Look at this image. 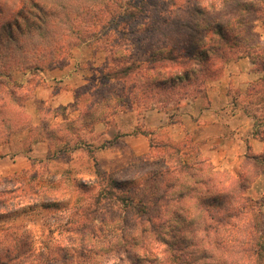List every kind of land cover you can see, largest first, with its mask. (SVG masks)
<instances>
[{"label": "rangeland", "instance_id": "1", "mask_svg": "<svg viewBox=\"0 0 264 264\" xmlns=\"http://www.w3.org/2000/svg\"><path fill=\"white\" fill-rule=\"evenodd\" d=\"M174 1L151 0L147 15L112 30L111 34L105 35L109 39L103 38L95 45H80V41L72 46L64 44L61 52L54 54L58 57L55 61L58 67L80 58L77 65L87 72L89 81L78 87L79 94L89 95L94 90L98 96L103 92H114L127 95L128 100L120 105L117 113L109 116V122H101L103 125L99 130H95V124V131L80 132L82 148L63 156L43 152L32 160L28 168L12 171L8 165L0 173V193H3L0 195V216L4 219L1 222L19 229L34 246V258L28 262L22 259V264H37L38 258L45 260L50 255V264H140L136 261L137 257L148 264H184L175 258L170 257V260L164 243L153 240V234L148 237L147 233L135 229L136 244L128 241L132 238L130 228L142 227L143 224L148 230H152V225H155L161 233L164 230V218L159 215L164 213L165 190L167 194L170 191L168 182L192 181L189 176L191 169L183 175V166L177 164V153L173 148H164V144L187 152L189 166L193 168L203 161L206 171L202 178L206 182L222 179L229 183L231 178L236 180L239 174H246L245 181L251 182L246 195L264 202V154L253 150H248L244 155L232 154L229 151L234 147V142L225 138L204 140L198 129L194 128L198 118L195 101L199 96L205 98L208 84L224 75L230 62L246 55L237 57L242 54L237 50L228 62L215 66L201 91L197 87V77L202 78L198 71L192 68L191 81L185 80L183 73L187 72L188 65L164 60L166 18L172 14L182 20H194L193 11L188 8L191 3L189 0H177V5L173 7L170 3ZM0 2L3 4V1ZM192 2L194 4L195 0ZM258 17L255 30L264 42V12H260ZM110 26L113 28L112 24ZM2 41L0 48L6 44ZM107 41L115 43V54H110L105 47L94 50L98 48L94 46L106 44ZM50 58L44 61L46 64L42 69L36 68L40 63L33 64L35 61L32 59L23 60L18 64L20 68L10 74L11 81L21 85L16 90L20 104L10 103L0 114V120L5 125L4 131L10 135L0 143L3 152L12 155L7 160L9 164L15 160L16 152L26 147L24 138H29V135L16 130V127L20 123L33 122L34 116L28 110L36 108V118L40 115L42 119L45 109L57 108L50 99H40L41 91H38L39 85L47 83V71L55 66L49 65ZM254 68L264 75L262 60H258ZM192 83L197 88H193ZM228 89V93L238 99L240 104L249 99L250 112L255 116L253 134L264 137V77L251 82L244 94L241 89L233 91L230 86ZM77 109L79 113L76 112L75 116L82 110L80 107ZM73 116L64 114L54 121L58 123ZM10 123L14 124V131L8 129ZM255 154L257 160L252 158ZM115 181L133 182L125 193H131L136 203H147L151 208L149 214L139 217L121 210L114 197L97 205L98 214L83 217L84 223L71 221L75 206L95 204V196L106 192V186L111 189V182ZM81 182L85 187L79 186ZM109 211L112 214L105 215ZM262 211L263 214L259 215L262 232L253 231L247 244L253 242L255 245V241H252L254 237L256 242L260 241V236L264 237V204ZM114 217L120 221L112 220ZM222 235L221 240L226 246L229 237ZM120 248L123 249L117 251ZM66 252L74 257H64ZM247 254L238 252L235 258H226V262L257 264L255 259L246 261ZM212 261L209 258L200 263Z\"/></svg>", "mask_w": 264, "mask_h": 264}, {"label": "trees", "instance_id": "2", "mask_svg": "<svg viewBox=\"0 0 264 264\" xmlns=\"http://www.w3.org/2000/svg\"><path fill=\"white\" fill-rule=\"evenodd\" d=\"M0 1H3V4L0 2V42H6L0 48V114L10 103L20 104L16 90L21 83L11 81L10 74L20 68L18 64L21 61L32 59L35 61L33 64L40 63L36 68L42 69L46 64L44 61L51 57L49 65L54 66L58 59L54 54H59L64 44L72 46L80 41V45H95L94 43L105 38V35L111 34L112 30L120 29V25L131 20H140L139 17L147 15V7L151 5V0ZM189 1L191 3L188 8L193 11V21L182 20L171 14L164 24V60L188 65L187 72L183 73L185 80L191 81L192 68L198 71L202 78L197 77V87L201 91L213 68L228 62L237 50L242 52L237 57L246 55L255 65L258 60H262L264 65V42L255 30L258 15L264 12V0H195L194 4L192 0ZM170 4L174 7L177 0ZM153 27L154 24L151 25V28ZM105 43L94 46L98 47L94 50L105 47L110 54H115V43ZM193 85L195 84H191L193 88H197ZM77 95L80 100L76 101L74 107H80L82 110L75 118L59 123L54 121L66 113L64 106L43 111L41 123L37 126L38 139L46 136L50 138V155L55 153L54 156H63L82 148L80 132L94 130L98 122H109V116L117 113L120 105L128 100L127 95L114 92H103L98 96L96 90L89 95ZM49 114L51 118H45ZM27 126L32 127V122L20 123L16 130ZM9 128L14 131V124L10 123ZM4 129V122L0 120V143L2 139L10 137ZM167 145L164 144V148H173L177 153V164L181 163L183 166V175L191 169L189 176L193 182H168L170 191L167 194L165 190L167 196H164V213L159 215L164 218L162 234L155 225H152V230H148L143 224L142 227L130 228L132 238H127L128 241L136 244L135 229H140V232L147 233L148 237L153 234V240L157 243H164L169 258L178 259L180 263L228 264L226 258H235L238 252H248L246 261L255 259L257 264H264V237L260 236L259 242H256L254 237L252 241H255V245L253 242L247 244L254 232H262V219L259 215L263 214L264 204L262 200H254L246 195L251 183L245 181L247 175L239 174L238 179L231 178L229 183L222 179L206 182L202 178L206 171L202 165L203 161H199L193 168L189 166L187 152ZM252 158L258 159L256 154ZM132 183L111 182V189L106 186V192L95 196V204L75 206L71 221L84 223L83 217L98 214L97 205L114 197L117 199L115 203L122 207L121 210L139 217L148 215L151 208L147 203H136L131 193H125ZM79 186L85 187V184L81 182ZM107 214L112 212L109 211L105 215ZM1 219L4 220L0 216V222ZM112 220L120 221L117 217ZM222 234L229 237L226 246L221 240ZM34 256V246L29 237L24 236L19 229L1 222L0 264H22V259L28 262ZM63 256L74 257L69 252ZM209 258L213 261L200 263ZM38 260L37 264H50L51 255L48 259ZM136 261L148 264L140 257H137ZM231 262L229 264H233Z\"/></svg>", "mask_w": 264, "mask_h": 264}, {"label": "crops", "instance_id": "3", "mask_svg": "<svg viewBox=\"0 0 264 264\" xmlns=\"http://www.w3.org/2000/svg\"><path fill=\"white\" fill-rule=\"evenodd\" d=\"M262 37L264 38V36ZM78 59L80 58H75L74 62L64 67L55 66L48 70L47 83L39 85L40 88L38 86V91H41V96H38L40 99H50L54 107L64 106L66 108L65 115H74L71 118L79 115L75 116L79 110L72 106L75 99L76 101L80 100L77 95L78 87L89 81L87 72L77 65ZM254 65L248 56L230 62L225 68L224 75L208 82L207 91L204 92L205 98L199 96L195 101L198 111L196 117L198 118L194 128L198 129L197 132L202 135L201 138L204 140L225 138L227 141L234 142V147L228 146V149L230 148L229 152L236 155H244L248 150H253L255 153L264 152V137H257L253 134L255 117L250 112L249 99L246 103L240 104L238 99L228 93V86H230V89H234L233 91L241 89V93L244 94L251 82L264 77L263 72L256 70ZM247 96L250 97V95ZM70 105L72 107H69ZM35 109L28 110V113L34 116L32 127L27 126L21 129L29 135V138H24L26 147L24 150L16 152L15 160L11 164L7 160L12 155L3 152L4 148L0 147V173H3L8 165L12 171L28 168L32 164V160L43 152H48L50 155L52 148L50 138L46 136L38 139L37 126L40 124L41 116L37 115L38 118H36ZM101 125L103 123H96L95 130H99ZM15 141L17 142V140ZM41 149L45 150L40 152Z\"/></svg>", "mask_w": 264, "mask_h": 264}]
</instances>
